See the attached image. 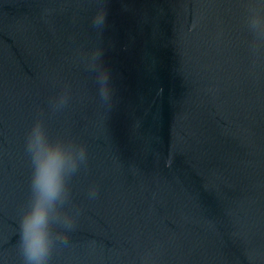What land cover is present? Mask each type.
Instances as JSON below:
<instances>
[{
  "label": "water",
  "instance_id": "obj_1",
  "mask_svg": "<svg viewBox=\"0 0 264 264\" xmlns=\"http://www.w3.org/2000/svg\"><path fill=\"white\" fill-rule=\"evenodd\" d=\"M105 6L101 35L98 0H0V264H23L38 115L88 154L70 180L74 228L50 264H264V51L250 52L243 0ZM97 46L111 108L85 63ZM64 90L68 106L52 113Z\"/></svg>",
  "mask_w": 264,
  "mask_h": 264
},
{
  "label": "clouds",
  "instance_id": "obj_2",
  "mask_svg": "<svg viewBox=\"0 0 264 264\" xmlns=\"http://www.w3.org/2000/svg\"><path fill=\"white\" fill-rule=\"evenodd\" d=\"M99 7L92 17V25L103 34L108 24L106 0H98ZM243 23L249 34V49L254 56L264 51V0H243ZM88 69L95 72L98 96L102 107L114 103L112 71L106 66L104 49L95 47L85 59ZM67 90L50 102L52 113L63 111L69 103ZM25 153L31 165L28 199L19 216V253L23 264H50L57 242H66L74 228L75 218L67 212L70 201V180L87 164L84 144L64 136L49 134L42 115H38L26 133ZM97 189L89 190L95 198ZM60 227L63 231H56Z\"/></svg>",
  "mask_w": 264,
  "mask_h": 264
}]
</instances>
